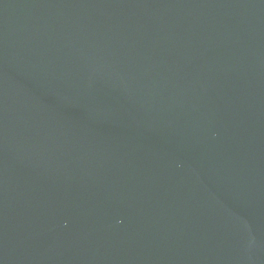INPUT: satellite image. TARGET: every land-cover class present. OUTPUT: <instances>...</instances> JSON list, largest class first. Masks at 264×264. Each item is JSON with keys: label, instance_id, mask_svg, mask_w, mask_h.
Wrapping results in <instances>:
<instances>
[{"label": "water", "instance_id": "obj_1", "mask_svg": "<svg viewBox=\"0 0 264 264\" xmlns=\"http://www.w3.org/2000/svg\"><path fill=\"white\" fill-rule=\"evenodd\" d=\"M0 264H264V0H0Z\"/></svg>", "mask_w": 264, "mask_h": 264}]
</instances>
